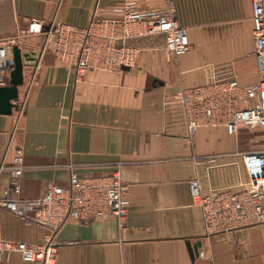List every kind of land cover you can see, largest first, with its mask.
<instances>
[{
	"label": "crops",
	"instance_id": "1",
	"mask_svg": "<svg viewBox=\"0 0 264 264\" xmlns=\"http://www.w3.org/2000/svg\"><path fill=\"white\" fill-rule=\"evenodd\" d=\"M129 0H0V38L40 53L26 66L11 115L0 114V240L55 243L56 264H193L190 243L202 242L196 264H264V227L238 224L208 233L192 203L189 180L205 192L242 190V144L224 126L201 127L193 138L177 94L203 85L211 67L231 66L240 84L259 80L252 0H135L142 9L171 6L188 31L190 48L167 54L162 36L133 42L142 48L129 69H90L76 80L60 63L46 34H27L30 22L87 26L117 17ZM1 61V57H0ZM21 151L25 169L13 197L31 200L48 182L67 186L73 174L108 175L120 168L126 215L70 219L57 229L2 205L9 166ZM33 217V218H32ZM255 250H259L257 253ZM0 264H31L22 253L0 254Z\"/></svg>",
	"mask_w": 264,
	"mask_h": 264
},
{
	"label": "built area",
	"instance_id": "2",
	"mask_svg": "<svg viewBox=\"0 0 264 264\" xmlns=\"http://www.w3.org/2000/svg\"><path fill=\"white\" fill-rule=\"evenodd\" d=\"M252 10L259 80L242 85L231 66L216 65L211 67L207 83L180 90L177 98L184 108L190 138L201 127L224 126L234 136L242 127L264 130V0H252ZM116 11L117 17H95L87 26L60 21L46 26L43 21L33 19L26 33L45 32L46 46L58 62L75 67L77 81L90 69L116 71L134 65L142 51L132 44L135 39L162 36L167 54L179 57L188 52V31L179 24L171 6L142 9L135 0H129ZM15 44H18L15 38L0 40V84L9 78ZM242 159L246 173L242 190L205 192L199 178L189 180L192 203L200 209L208 233L238 224L264 227V145L243 152ZM8 168L12 182L1 203L23 218L31 217L33 212L35 221L57 229L70 219L108 216L122 219L126 215L128 185L122 181L120 168L108 175L73 174L67 186L48 182L44 194L31 200L13 197L21 190L20 179L25 169L21 151ZM14 251L21 252L23 260L31 264H56L57 249L51 241L31 245L0 240L1 255ZM205 256L201 250L199 258Z\"/></svg>",
	"mask_w": 264,
	"mask_h": 264
},
{
	"label": "water",
	"instance_id": "3",
	"mask_svg": "<svg viewBox=\"0 0 264 264\" xmlns=\"http://www.w3.org/2000/svg\"><path fill=\"white\" fill-rule=\"evenodd\" d=\"M40 59V53L34 50L22 48L15 44L12 47V70L5 83L0 84V114L11 115L19 100V88L25 83L24 71L26 66L35 65ZM122 69L128 70V66H122ZM202 242L198 241L191 245L190 251L193 264L199 258Z\"/></svg>",
	"mask_w": 264,
	"mask_h": 264
},
{
	"label": "rangeland",
	"instance_id": "4",
	"mask_svg": "<svg viewBox=\"0 0 264 264\" xmlns=\"http://www.w3.org/2000/svg\"><path fill=\"white\" fill-rule=\"evenodd\" d=\"M17 35H18V33H16V38H15L17 41H22L23 38H25V36H26L25 31L20 36L17 37ZM5 39H9V38H0V40H5ZM136 40H138V39H135L134 41H136ZM133 42H132V44H133ZM133 45H135V44H133ZM236 137H238V139L240 140V142L242 144H247L248 146H252L251 149H260L264 145V130L260 129V128L255 129V128L242 127V129L240 130L239 134L236 135ZM48 242H50V241H48ZM51 242H53V241H51ZM255 251L257 253H260L259 250H255Z\"/></svg>",
	"mask_w": 264,
	"mask_h": 264
}]
</instances>
